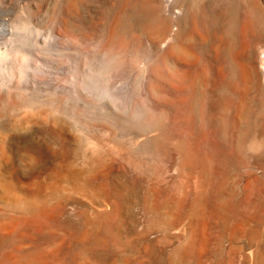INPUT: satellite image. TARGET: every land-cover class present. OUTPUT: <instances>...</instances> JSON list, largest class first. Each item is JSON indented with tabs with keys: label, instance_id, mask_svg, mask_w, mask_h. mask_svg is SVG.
I'll list each match as a JSON object with an SVG mask.
<instances>
[{
	"label": "rangeland",
	"instance_id": "374dc122",
	"mask_svg": "<svg viewBox=\"0 0 264 264\" xmlns=\"http://www.w3.org/2000/svg\"><path fill=\"white\" fill-rule=\"evenodd\" d=\"M263 63L264 0H0V264H264Z\"/></svg>",
	"mask_w": 264,
	"mask_h": 264
},
{
	"label": "bare ground",
	"instance_id": "6f19581e",
	"mask_svg": "<svg viewBox=\"0 0 264 264\" xmlns=\"http://www.w3.org/2000/svg\"><path fill=\"white\" fill-rule=\"evenodd\" d=\"M223 45H224V44H223ZM228 47H229V46H228ZM218 48H219V47H218ZM218 48H217V49H218ZM223 48H225V47L223 46L222 49H223ZM220 49H221V45H220ZM223 51H224V49H223ZM229 51H231V50L229 49L228 52H229ZM215 52H216V51H215ZM219 52H220V50L217 51V54H219ZM225 52H226V50H225ZM225 52H223V53H225ZM247 52H249V51H247ZM221 53H222V52H220V54H221ZM216 56H218V55H216ZM216 56H215V57H216ZM250 56H251V55H250ZM218 57H220V55H219ZM221 58H222V57H220V59H221ZM249 58H250V57H249ZM147 60H148V58H147ZM150 60H151V59H150ZM244 60H245V59H244ZM251 60H252V57H251ZM249 61H250V60H249ZM217 62H218V61H217ZM217 62H216V63H217ZM219 64H221V62H220ZM219 64H217V65H219ZM263 64H264V63H263ZM215 66H216V65H214V67H215ZM220 66H221V65H220ZM216 67H217V66H216ZM217 68H218V67H217ZM254 68H255V67H254ZM228 69H229V68H228ZM218 70H219V72H221V71H220V68H219ZM216 73H218V72H216ZM221 73H222V72H221ZM221 73H219V74H221ZM216 75H217V74H216ZM216 75H215V77H216ZM247 75H248V74H246V76H247ZM249 76H250V75H249ZM221 77H222V76H221ZM244 77H245V76H244ZM244 77H243V78H244ZM203 78H204V76H203ZM212 78H213V77H212ZM243 78H242V79H243ZM210 79H211V78H210ZM221 79H223V78H221ZM246 79H247V78H246ZM253 79H254V78H253ZM207 80H208V83H210V82H209V79H207ZM244 80H245V79H244ZM248 80H249V79H248ZM258 80H259V79H258ZM212 81H214V80H212ZM212 81H211V82H212ZM220 81H221V80H220ZM232 81H233V80H232ZM242 82H243V81H242ZM225 83H227V81H226ZM239 83H240V82H239ZM245 83H246V82H245ZM253 84H254V83H253ZM211 85H212V84H211ZM217 85H218V83H217ZM231 85H232V84H231ZM239 85H240V84H239ZM239 85H237V86H239ZM241 85H242V84H241ZM247 85H248V84H247ZM250 85H251V84H250ZM255 85H256V84H255ZM212 86H214V85H212ZM229 86H230V85H229ZM229 86H228V87H229ZM233 86H234V84H233ZM242 86H243V85H242ZM252 86H253V85H252ZM218 87H220V86L218 85ZM226 87H227V86H226ZM235 87H236V86H235ZM246 87H247V86H246ZM248 87H249V86H248ZM255 87H256V86H255ZM224 88H225V87H224ZM256 88H257V87H256ZM221 89H222V87H221ZM239 89H240V88H239ZM244 89H245V88H244ZM246 89H247V88H246ZM250 89H251V91H252V90H253V87L250 88ZM250 89H249V90H250ZM230 90H231V89H230ZM237 90H238V89H237ZM237 90H236V91H237ZM223 91H225V90H223ZM223 91H222V92H223ZM234 91H235V90H234ZM236 91L234 92V94H232V93L230 92L231 95H232L233 97L231 98V97H230L231 95H230L229 98H231V99H230L229 102H228L229 104H224V105H230V106H229V111L227 110V111H228V114H227V111L225 110V109H226V106H224L225 108L223 107L227 115H229V112L232 111V109H233V108H232V105H233V104L236 105V104L238 103V102H237L238 100H239V102H240V98H238V100H237V94H239V93L242 94L243 92L240 91L239 93H238V92L236 93ZM212 92H213V91H212ZM222 92L220 91L219 94L222 93ZM227 92H228V91H227ZM227 92H226V93H227ZM261 92H262V91H261ZM246 93H248V92H246ZM262 93H264V92H262ZM208 94H209V93H208ZM213 94H215V93H213ZM244 94H245V93H244ZM248 94H249V93H248ZM248 94H247V95H248ZM210 95H211V94H210ZM223 95H224V93H223ZM225 95H226V94H225ZM227 95H228V94H227ZM262 95H263V94H262ZM204 96H205V95H204ZM213 96H214V95H213ZM213 96H212V97H213ZM219 96H220V95H219ZM238 96H239V95H238ZM205 97H206V96H205ZM205 97H204V98H205ZM208 97H209V96H208ZM212 97H211V98H212ZM215 97H216V96H215ZM242 97L244 98V96H242ZM206 98H207V97H206ZM211 98H210V99H211ZM218 98H219V97H218ZM246 98H247V97H246ZM210 99H209V101H208L207 99L204 100L205 102L208 101V102H206V104H205V109H207V108H206V106H207V107L210 108L212 111H216V112H217L216 108H217V106H218L219 104H217V106L215 107V102H220L221 100H220V101H218V100L216 101V99H215V100L213 99L215 102L211 103L212 100H211V102H210ZM225 99H226V97H225ZM225 99H224V100H225ZM222 100H223V99H222ZM227 100H228V99H227ZM204 101H203V102H204ZM243 101H244V100H243ZM246 101H247V100H246ZM205 102H204V103H205ZM220 103L223 104L222 101H221ZM224 103H225V101H224ZM226 103H227V102H226ZM202 104H203V103H202ZM239 104H240V103H239ZM243 104H244V103H242L241 105H243ZM220 105H221V104H220ZM241 105H239V106H241ZM132 106H133V105H132ZM222 106H223V105H222ZM233 106H234V105H233ZM237 106H238V105H237ZM239 106H238V107H239ZM133 107H134V106H133ZM139 107H140V106H139ZM219 107H220V106H219ZM238 107H236L237 109H235V110H241L242 107H241V108H240V107L238 108ZM220 108H221V107H220ZM231 108H232V109H231ZM244 108H245V107H244ZM244 108H243V109H244ZM217 109H218V108H217ZM245 109H246V108H245ZM220 110H221V109H220ZM222 110H223V109H222ZM230 110H231V111H230ZM218 111H219V110H218ZM210 112H211V111H210ZM214 113H215V112H214ZM218 113H219V112H218ZM231 113H233V112H231ZM238 113H239V111H238ZM140 114H141V113H140ZM210 114H211V113H210ZM216 114H217V113H216ZM220 114H221V111H220ZM142 115H143V114H142ZM214 115H215V114H214ZM216 116H217V115H216ZM211 118H212V117H210V118H208V119H211ZM213 118H215V116H214ZM208 121H209V120H208ZM212 124H213V123H212ZM192 144H193V143H192ZM194 144H196V142H195ZM194 144H193V145H194ZM32 156H33L34 159H38V156H37V155H32ZM257 161H258V160H257ZM257 161H256V162H257ZM257 164H258V163H257ZM259 164H260V162H259ZM238 195H239V194H238ZM237 203H238V202H237ZM235 204H236V202H235ZM238 208H239V207H238Z\"/></svg>",
	"mask_w": 264,
	"mask_h": 264
}]
</instances>
